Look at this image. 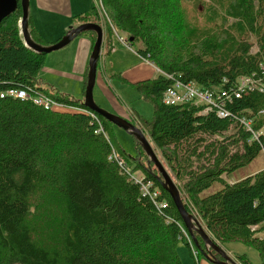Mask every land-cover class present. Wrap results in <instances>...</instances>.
I'll return each instance as SVG.
<instances>
[{"label":"trees","instance_id":"1","mask_svg":"<svg viewBox=\"0 0 264 264\" xmlns=\"http://www.w3.org/2000/svg\"><path fill=\"white\" fill-rule=\"evenodd\" d=\"M100 1L107 17L93 6L76 17L78 24L104 19L106 23H99L107 28L110 51L116 36L113 25L121 42L127 40V47L138 43L132 48L159 69L153 79L132 83L140 99L152 104V117L138 111L125 117L148 132L185 209L196 214L213 242L224 247L232 240L243 241L258 249L264 264V234H259L264 230V167L238 179H223L264 151V89L253 84L234 96L241 76L251 75L264 84V0L201 1L205 26L188 16L184 1L191 0ZM21 17L18 0L15 10L0 21V264H184L177 250L181 240L190 249L193 244L200 259L207 251L204 239L195 233V245L169 191L153 173L159 170L153 163V171L148 168L140 143L134 137L138 152L128 155L117 142L115 123L85 106L84 98L58 91L42 79L46 52L25 44ZM32 20L30 16L32 38L50 44L42 42ZM86 32L95 42V31ZM251 36L257 37L256 52ZM167 73L202 88H227L229 114L203 112L204 104L193 100L166 104L162 97L173 83ZM28 85L92 110L131 170L141 169L160 189L157 201L165 199L167 205L158 210L153 198L142 195L140 186L108 158V138L95 131L93 117L68 107L44 109L33 100L5 94L6 89ZM239 114L260 131L257 138ZM214 182L220 188L200 194ZM212 252V259L222 258ZM233 255L240 264H253L246 253Z\"/></svg>","mask_w":264,"mask_h":264},{"label":"crops","instance_id":"2","mask_svg":"<svg viewBox=\"0 0 264 264\" xmlns=\"http://www.w3.org/2000/svg\"><path fill=\"white\" fill-rule=\"evenodd\" d=\"M92 0H30V16L32 17V23L36 27L39 32V37L42 39V42L53 43L57 42L61 38V36L69 30L70 25H76L79 23L76 17L79 14H83L86 11L91 10V8L95 5ZM93 36L90 33H79L75 36V38L65 45L66 51H62L57 56H65L66 52L72 53V57L70 61V68L74 67L75 70H71L70 73L68 67L65 66V62L62 60H58V64L56 65L54 70L63 72L64 75L59 77L70 79L66 74H71L72 71H75V75H77L80 79L77 80L76 86L74 88H70V86H64L59 84L60 86H56V84H49L56 88V90H60L62 92H67L71 94V96H75L77 98H84L85 91L84 87L86 84L85 72L88 68V59L90 58V54L92 52V45L94 43ZM114 43L111 51L108 49L109 41L105 35L103 39V44L101 45V56L102 60L98 59L99 67L97 73L96 84H99V96L103 97L106 95L110 102L115 105L117 112L123 116L128 117V113L135 114L134 112L138 111L139 115L145 116L140 110L136 108L126 109L128 108L127 103L124 101V97L118 95L113 86V78H118L121 83H132L136 81H140L146 78L153 79L158 76V67L155 64H151L148 61H144L142 56L137 53L136 50H131L133 52L127 51L123 48H115L116 45L123 42L119 40L117 36H114ZM74 45V47L68 46ZM64 47V46H63ZM124 47V46H123ZM126 47V46H125ZM128 48V47H126ZM107 59H110V66H108ZM45 65V64H44ZM46 65L44 66V68ZM44 70V69H43ZM72 80V79H70ZM84 80V84L83 83ZM94 89V86H93ZM104 93V94H103ZM99 97V98H100ZM95 101L97 104H101L100 101H104L95 97ZM139 99V98H138ZM140 100V99H139ZM106 102V101H104ZM126 106V108H125ZM105 107V106H104ZM127 110V111H126ZM146 117V116H145ZM200 261L199 259H197ZM202 261L200 264H213V262Z\"/></svg>","mask_w":264,"mask_h":264},{"label":"water","instance_id":"3","mask_svg":"<svg viewBox=\"0 0 264 264\" xmlns=\"http://www.w3.org/2000/svg\"><path fill=\"white\" fill-rule=\"evenodd\" d=\"M21 3V12L22 17L21 21L19 22V25L21 27V36L22 39H24L25 44L29 47V49H33L37 52H50L52 50H57L58 48H61L68 43H70L76 35L79 33H83V31L86 30H94L96 34V40L94 44L92 45V52L90 54V58L88 59V72H87V84L84 89L85 96L83 103L85 106H89L90 108L96 110L98 114L102 115L103 117H106L112 123L118 125L122 129L126 130L127 133H130L133 135L138 143H140V146L142 149H144L145 154L147 156L146 162L147 166L150 170L153 171L151 165L154 164L155 169L159 170V173L155 174L153 171L155 177L157 178V181L161 183L169 192V195L173 198L175 202L176 208L179 210L181 215V221L184 222V225L186 228H188V232L190 236H192L193 241L196 243V246H199V241L195 233L198 235H201L202 238L205 241V246L207 248V251L204 252V255L207 257V259L213 264H240L238 261H236L229 253L226 252V249L222 246L218 245L215 241L213 242L210 235L206 233L205 228L201 224V222L198 221L197 216L190 212L188 209H185L184 202L182 199V196L179 193V187L172 180V176H170L167 169L164 168V164L159 159L158 155H156L154 152V147L152 143L148 140V137L146 133L143 131V129H140L138 124L134 123L130 119H127L125 116H122L118 113H113L106 107L102 106L101 104H97L95 101L94 96V90L93 86L96 84V74L98 73V59L101 56V45L103 44V27L100 23H95L93 21H85L83 23H80L78 25H70L69 30L64 33L57 42H53L50 44H41L40 42L36 41L31 36L30 27L28 25L29 17H30V0H20ZM18 6V0H0V21L1 19L10 14L12 11L15 10V8ZM133 36L130 37V40H133ZM217 251L222 258L215 257V259H212L210 257L209 252ZM209 251V252H208ZM213 253V252H212ZM13 264H21L19 262L13 263Z\"/></svg>","mask_w":264,"mask_h":264},{"label":"rangeland","instance_id":"4","mask_svg":"<svg viewBox=\"0 0 264 264\" xmlns=\"http://www.w3.org/2000/svg\"><path fill=\"white\" fill-rule=\"evenodd\" d=\"M99 1L100 0H92V2H94L93 4L95 5V7H98V9L100 10L99 12L102 13V15H103L102 18H104V17L106 18L107 14L105 12V9L102 8L101 5H99L100 4ZM201 1H204V0H191L190 2L184 1V5H185L184 7H185V10H186V12L190 18H194L200 25L205 26L208 23V20L206 18L207 12H205L204 14L201 12L203 10V7H204V4H202ZM205 1L207 2L208 0H205ZM198 4H199V6H198ZM102 18H101L102 21H99V22H102L103 24L106 23V22H103L104 19H102ZM20 21H21V18L19 19L18 24ZM219 21H221L220 17L218 18V22ZM103 24H101V25L103 27V30L105 31L106 27H104L105 25L103 26ZM76 25H78V24H76ZM112 27L111 28L114 30V34L118 38H120V35L118 34V29L116 27H114L113 25H112ZM104 31H103V36L105 37ZM256 39H257L256 36H251L249 39L253 43L252 51H254V52H256L259 49V45H258ZM121 44L122 43H119L118 45L115 46V48H123V50L126 49L127 51L133 52V51H131V50H134L132 48V46L135 47V45H136V47H137L138 43L136 44V42H134L133 44H131L132 46L129 45L128 48H126L127 46L124 43H123L124 47ZM68 46L74 47V45H68ZM66 49L67 48H65V46H64V47L58 48L57 50L54 49V50L46 53V60L44 61V64L46 65V67L44 68L43 71H41L40 76L42 77V79L47 80L49 84H56V86H58V87L60 86L59 84H62L64 86H70V88L72 89V88H74V86H76L77 80L80 79L77 75H75V71H72V73L70 75L66 74V76H68L70 79H72V80H70V79L59 77L61 75H64L63 72H61V71L57 72L56 70L53 69L56 66L54 64H58V60L64 59L63 61H66L64 64L66 67H68V69H66V70H68L69 73L71 70H75L73 65H72L71 69H69L70 68L69 65H71L69 60L72 57V53L66 52L65 56H57L62 51H66ZM102 59H103V57L100 58V60H102ZM142 59L144 61L150 62L151 64H154V62L150 61V59L147 60V59H144L143 57H142ZM106 62H108V66H110V64H111L110 59L109 60L107 59ZM113 81H114V83H113L112 87L115 89V91L118 93V95L124 97V101L127 103V106H128V108H126V106H125V108L127 110L132 109V108H136V109L140 110L147 118L152 117V111H153L152 104L150 102L143 100V99H140V94H139L137 88L133 87L131 85V83H128V82H126L125 84L121 83L118 78H113ZM82 84H84V80H83ZM98 86H99V84L94 86V89H93L94 90V96L96 98H98V101H100V99L106 101V102L100 101V103H102L107 109H109L113 113H118L117 112L118 110L116 109L115 105H113L110 102L109 98L106 95H104L103 97L99 96L100 94H99ZM128 115H132V117H134L131 112L128 113ZM113 128H114L116 135H117V138H118L117 142L120 143L121 146L127 151L128 155L130 154L132 156H135L138 152V149H137L136 143H134V141H133L134 136L131 135L130 133H127L126 130L122 129L121 127H119L116 124L114 125ZM263 131H264V128H263ZM146 135H147V137H149L148 132L146 133ZM152 145H153L154 150H155L154 153L156 155H158V157L159 156L161 157V155L158 152L159 150L157 148H155L154 144H152ZM262 167H264V151H261L257 155V157L252 160V162L247 163L245 166L239 168V170H237V171L235 170L233 172H230V174H225L223 179L228 180V181H231L232 179H238L239 176H244L247 174L251 175L252 173L256 172L257 170H259ZM134 172L136 175L142 176L144 174V172L141 169H135ZM218 187H219L218 182H214L211 188L202 191L200 194L206 195L208 192L210 193V192H212V190H216ZM263 231H261L259 234L263 235L264 234ZM223 248H225L226 252L229 253L232 257L235 256V255H233L235 253H239V254L246 253L248 255V258L253 262V264H260L261 263L258 249L256 247H252V245L246 244L243 241L242 242H240L239 240L229 241L227 244H224ZM177 250L179 251V254L182 258L181 259L182 263H184V264H200V262H202V261H207L206 260L207 257L202 252L200 254V256H201V258L199 259L200 261H198L197 260L198 258L192 253V249L189 248V246H188V244H186L185 240L180 241L179 246H177ZM234 259H235V257H234ZM235 260L238 261L237 259H235Z\"/></svg>","mask_w":264,"mask_h":264},{"label":"built area","instance_id":"5","mask_svg":"<svg viewBox=\"0 0 264 264\" xmlns=\"http://www.w3.org/2000/svg\"><path fill=\"white\" fill-rule=\"evenodd\" d=\"M99 3L101 5V1H99ZM126 43L127 40H125L124 44ZM260 68L264 71V63H262ZM167 74L173 78V83L168 86L167 90L164 91L162 100L165 101L166 104H181L182 102L193 100L197 104H204V109H202L203 112L208 113L211 110H216L221 117L229 114V112L225 109V99L229 98L230 94L227 88L214 91L209 88H202L192 81H184L182 79L178 80V78H174L173 74ZM259 82L260 79L256 80L251 75L241 76L238 86L234 90V96H239L244 92H248L253 84H258L261 90L264 89V84ZM5 94L15 96L16 98L30 99L31 101L33 100L32 102L43 106L44 109H59L60 107H68L71 108V110L83 111L86 115L88 114L90 117H93L92 121L97 123L95 131L99 133L102 131L108 138V142L111 147L110 153H108V158L114 161V163H117L120 170L128 174L131 181L140 186L142 195L148 194L149 197L153 198L157 204L158 210L161 209L162 206L167 205V201L165 199L157 201L158 195L161 191L159 188L155 189L154 183H152L151 180H146L145 175H136L134 170H131V165L127 163L126 158L123 157L119 149L109 141L110 139L106 130H104L102 120L92 110L79 104L70 105V103L58 100L55 96L46 93L44 94V92L37 90L36 87L29 85L18 89H16V87L6 89ZM239 120L246 125V129L248 131L253 133L252 135L254 138L258 137L260 131H257L252 127L250 121L246 118V115L239 114ZM167 219H170V217H167ZM192 245L191 249H193V253L198 258L197 250L194 249Z\"/></svg>","mask_w":264,"mask_h":264}]
</instances>
